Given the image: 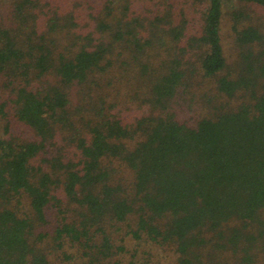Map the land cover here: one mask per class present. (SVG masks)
<instances>
[{
	"label": "trees",
	"instance_id": "1",
	"mask_svg": "<svg viewBox=\"0 0 264 264\" xmlns=\"http://www.w3.org/2000/svg\"><path fill=\"white\" fill-rule=\"evenodd\" d=\"M250 11L264 0H0V264H264Z\"/></svg>",
	"mask_w": 264,
	"mask_h": 264
},
{
	"label": "rangeland",
	"instance_id": "2",
	"mask_svg": "<svg viewBox=\"0 0 264 264\" xmlns=\"http://www.w3.org/2000/svg\"><path fill=\"white\" fill-rule=\"evenodd\" d=\"M250 13H251V16H252V19L253 20H255L254 22L257 24V25H259V26H261L262 28H263V30H264V11H257V12H254V11H250ZM228 14V13H227ZM228 20L230 19V17H228L227 18ZM227 20V23L225 24V26H224V37H225V44H226V47L227 48H230V46H231V41H232V38H231V23L229 22ZM194 79H196L197 80V84H196V86H199V84L201 85L203 82H202V79H201V77H199V76H196V77H194ZM202 86V85H201ZM208 88V87H207ZM210 90V89H209ZM213 93H215V89L213 90ZM201 106V104L200 105H197V107H200ZM196 107V108H197ZM198 109V108H197ZM146 250V249H145ZM159 251V253L160 254H158L159 255V257L156 259V260H154L151 264H157V262L159 261V260H161V263L162 264H170L171 263V261H172V258H173V255L172 254H163L162 253V251L159 249L158 250ZM143 251L141 252V257L142 258H139L140 260H142V261H146L147 259L145 258V254L143 255ZM157 253H155V255H156ZM230 255H231V253H228V252H226V253H222L221 254V258L224 260V261H226L227 263L229 262L230 264L232 263V264H234V259L232 258V257H230ZM257 256L259 257V260H262V259H264V253H261L260 255L259 254H257Z\"/></svg>",
	"mask_w": 264,
	"mask_h": 264
}]
</instances>
